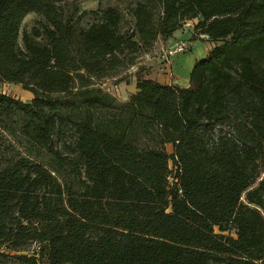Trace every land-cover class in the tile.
<instances>
[{"label":"trees","instance_id":"trees-1","mask_svg":"<svg viewBox=\"0 0 264 264\" xmlns=\"http://www.w3.org/2000/svg\"><path fill=\"white\" fill-rule=\"evenodd\" d=\"M190 20V86H101ZM5 82L33 98L0 92L25 144L0 143V264H264V0H0Z\"/></svg>","mask_w":264,"mask_h":264},{"label":"rangeland","instance_id":"rangeland-1","mask_svg":"<svg viewBox=\"0 0 264 264\" xmlns=\"http://www.w3.org/2000/svg\"><path fill=\"white\" fill-rule=\"evenodd\" d=\"M100 1H103L104 4L107 3V1H109L110 3L114 2V0H58V2H60L62 4L63 3L66 4V2H75L76 4H78L80 10L95 9L96 7H98ZM38 18H39V15H37L35 13L28 14L23 20V23L21 26V33L24 29H29L33 24H35V20ZM129 20L130 19L126 17V21L128 22ZM195 21L196 20H191V22L188 21L186 23H190V27L193 28ZM178 35H180L184 40H179L176 43H174L172 46H169L168 40H165V41L158 40L156 43H154V45L152 46V48L150 50H148L147 52H144L140 55L137 63L134 66H132L131 68H129L125 72H122L121 74H119L116 77L102 79L100 81L101 86L106 91H108L112 96H114L115 99L117 100V102L127 101L129 99L130 95L133 93L132 91L134 90V86H135L134 82L136 79L134 74L140 66L148 67V69L150 70V73L155 78L156 73H155V71H152V69L158 68L157 66L162 64L164 61L169 62V63L170 62L173 63L172 60H173L174 55H176V54L170 55V54H168V51L170 49H174L175 45H177V43H180L182 41L183 42H189L188 40H185V39L189 38L188 34H182L179 32ZM20 43H21V37H20ZM185 53H187V52H185ZM180 54H182V53H180ZM163 59H164V61H163ZM177 62L179 63L178 59H177ZM165 68H168V67H165ZM185 69H182V67L178 66V68H176L174 70V73H175V75L177 74V75L183 77L186 74V73H184V72H186ZM170 73L172 74L173 72H170ZM170 73H167V74H170ZM169 76L172 77V75H169ZM122 79H124V80H122ZM0 92L11 95L15 98H19L22 101H30L33 98V94L30 91L24 89L22 84L9 83V82L0 83ZM99 114H101L102 116H105L104 112H101ZM2 137L4 139H2L0 137V143H1V141H3V143H4V140L10 141L13 145H17V148H19L20 151L24 150V147H25L24 143L17 144V142L14 140V138L8 134H3ZM73 139H74V132L72 130L71 123L66 122L65 124H63L61 131H59L57 134H55V136L53 138V143H54L55 147H57L59 149H64L68 143L73 141ZM167 149L169 151H171L172 145L168 144ZM64 150L67 151V148ZM35 251H36V245L33 244L28 251H24V252L25 253H34Z\"/></svg>","mask_w":264,"mask_h":264},{"label":"crops","instance_id":"crops-1","mask_svg":"<svg viewBox=\"0 0 264 264\" xmlns=\"http://www.w3.org/2000/svg\"><path fill=\"white\" fill-rule=\"evenodd\" d=\"M191 22V20H190ZM196 22V21H195ZM182 34H188L189 38L185 39L188 40L191 43V48L187 53L182 54H176L173 57V63L165 62L163 59V63L158 65L156 69H152V71H155L156 77L154 78L152 74L150 73L149 77L157 80L161 83L166 84H174L178 85L180 87H188L190 86V79H189V73L195 63V61L203 56H205L209 50L214 46L213 42H210L206 39V36H203L201 39L197 40H190V37L192 35V28L190 27V23H186L184 27L177 32H175L174 36L170 39H168L169 46H172L174 43H176L179 40H184L178 33ZM197 42V43H196ZM201 42V43H200ZM177 59L179 63L177 62ZM182 67V69H185L186 73L183 77L179 75H175L174 70L176 68ZM161 67V68H160ZM168 67V68H165ZM151 71V72H152ZM170 72H173L172 74ZM170 73V74H167ZM169 75H172L169 76ZM135 83V82H134ZM136 87L134 86L133 93L136 92Z\"/></svg>","mask_w":264,"mask_h":264},{"label":"built area","instance_id":"built-area-1","mask_svg":"<svg viewBox=\"0 0 264 264\" xmlns=\"http://www.w3.org/2000/svg\"><path fill=\"white\" fill-rule=\"evenodd\" d=\"M191 48V43L190 42H180L175 45L174 49H170L168 51V54H180V53H185L188 52Z\"/></svg>","mask_w":264,"mask_h":264}]
</instances>
